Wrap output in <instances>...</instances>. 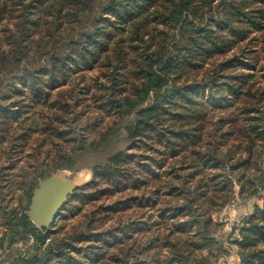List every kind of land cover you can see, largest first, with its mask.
Masks as SVG:
<instances>
[{
	"label": "trees",
	"instance_id": "1",
	"mask_svg": "<svg viewBox=\"0 0 264 264\" xmlns=\"http://www.w3.org/2000/svg\"><path fill=\"white\" fill-rule=\"evenodd\" d=\"M14 92L33 108L4 107ZM86 98L99 118L131 117L130 146L57 214L76 200L77 218L40 229L33 191L72 169L78 133L62 125ZM0 117V264H215L213 214L235 182L264 183V0H0ZM22 146L33 162L15 174ZM236 230L240 264H264V202ZM16 236L30 250L13 253Z\"/></svg>",
	"mask_w": 264,
	"mask_h": 264
},
{
	"label": "rangeland",
	"instance_id": "2",
	"mask_svg": "<svg viewBox=\"0 0 264 264\" xmlns=\"http://www.w3.org/2000/svg\"><path fill=\"white\" fill-rule=\"evenodd\" d=\"M80 73V72H78ZM87 82L89 83H96L94 79L93 74H88L87 76ZM76 82V81H75ZM22 88V86H21ZM62 90H70V85L65 84L64 86H60L58 88H55L50 91L54 92L55 96L54 98H58V93ZM59 99V98H58ZM22 100H25L22 102ZM86 100V101H85ZM85 104L87 108H85V111H82L77 116H71L64 120L66 123H63L62 129L65 131L73 130L75 133H78V143L75 145V153L73 156V164L72 169L67 170L66 173L68 176L72 177L75 175V171H81L79 173L88 172L91 171L92 168L99 166L103 164L110 156L114 155L120 150H124L129 148L130 143L127 140V134L125 130V125L131 120V117H125V118H118L117 116L112 117H102L99 118V113L97 112V109L94 105V103L90 100L85 99ZM82 101V100H81ZM31 101L26 97L25 99H22V96H19L15 92L12 93L7 98V101L5 103L4 107L13 108L15 112L20 110H31L30 107L33 108V106L30 105ZM74 107L77 109H81L82 106H79L78 103H81L80 101L74 102ZM81 105V104H80ZM38 109V108H37ZM44 114H47V112H44ZM6 119L3 117H0V123L5 122ZM15 122L11 121L8 123L9 126L14 127ZM15 135L17 134V131H14ZM3 132H0V136H2ZM105 133H108L107 139L101 144L97 145L98 141L103 137ZM35 138V137H34ZM84 140V141H82ZM7 145H10L9 141H6ZM91 143H94V145L90 146ZM16 144H19L17 142ZM15 144V145H16ZM67 144V143H66ZM69 144H72V142H69ZM75 144V143H74ZM73 144V145H74ZM72 145V146H73ZM72 146H68V150H72ZM24 147L22 146L19 149H22V151L19 154L13 153V158L17 160V167L14 170L15 174H18L19 172V166L22 164H25L26 167H30L33 162V155L29 146L26 147V150H23ZM64 147H67L64 143ZM86 148V149H85ZM47 149V146L43 148V151ZM138 155L141 156H148V153H139V150L136 151ZM132 153H135L133 151ZM1 154V153H0ZM215 172V171H212ZM259 175V174H258ZM260 176V175H259ZM262 180H264V162L262 163V174L260 177ZM234 180V179H233ZM106 186L105 184H100V187ZM235 186V193L232 199L225 205V207L213 214V222H214V236L217 238V240L222 243L223 250L220 251L216 257V263L218 264L219 260L222 259L224 264H235L238 262L239 255L234 254V244L233 241L237 236V226L241 224L242 219L247 216L248 214L252 213L257 206H262L264 202V183L260 184L258 183L256 188L250 192L246 193L244 195H241L240 189L241 186L238 183H234ZM94 187L91 186V188L86 189L85 191L87 193H92L94 191ZM20 192V191H18ZM80 191L79 193H81ZM19 194V193H18ZM6 198H14L9 197V195H6ZM103 201V199H102ZM105 202L110 203L109 199H104ZM18 199L15 197V202H13L12 206H18ZM78 202L74 200V202H68L67 205H65V210L61 213V218H64L68 214L73 216L72 214H77L73 217H78L80 210L78 207ZM91 207L92 205H88V207ZM87 207V208H88ZM22 208V206H21ZM29 210V208H28ZM28 212V211H27ZM28 215V214H27ZM60 218V219H61ZM2 217L0 218V224L2 225ZM2 226H0V237L2 234ZM15 245L12 247L13 253H22L25 251L30 250V246L33 242V238L30 237V239L26 242L25 240L22 241L21 237L15 238ZM8 251L4 252L3 248H0V262H3L7 258ZM240 260V258H239ZM235 262V263H234ZM222 264V263H221Z\"/></svg>",
	"mask_w": 264,
	"mask_h": 264
},
{
	"label": "water",
	"instance_id": "3",
	"mask_svg": "<svg viewBox=\"0 0 264 264\" xmlns=\"http://www.w3.org/2000/svg\"><path fill=\"white\" fill-rule=\"evenodd\" d=\"M70 177L66 169H57L47 178L38 179L33 191L29 210V218L40 229H50L58 212L75 190L89 184L93 179V171L79 173Z\"/></svg>",
	"mask_w": 264,
	"mask_h": 264
},
{
	"label": "crops",
	"instance_id": "4",
	"mask_svg": "<svg viewBox=\"0 0 264 264\" xmlns=\"http://www.w3.org/2000/svg\"><path fill=\"white\" fill-rule=\"evenodd\" d=\"M233 248H234V250H233V251H234V254H238V248H237V246L235 245ZM222 261H223V260L220 259V260L218 261V262H219L218 264H221V263L224 264V262H222ZM239 261H240V260H239V258H238V262H239Z\"/></svg>",
	"mask_w": 264,
	"mask_h": 264
},
{
	"label": "built area",
	"instance_id": "5",
	"mask_svg": "<svg viewBox=\"0 0 264 264\" xmlns=\"http://www.w3.org/2000/svg\"><path fill=\"white\" fill-rule=\"evenodd\" d=\"M60 217H61V215H57L56 218H55V221L59 220ZM49 241H50V239H46V241H45V245L48 244ZM234 263H235V262H234ZM235 264H240V261H239V262H236Z\"/></svg>",
	"mask_w": 264,
	"mask_h": 264
}]
</instances>
